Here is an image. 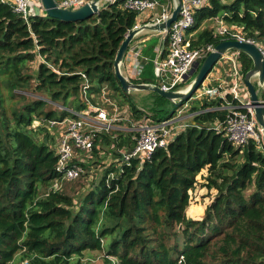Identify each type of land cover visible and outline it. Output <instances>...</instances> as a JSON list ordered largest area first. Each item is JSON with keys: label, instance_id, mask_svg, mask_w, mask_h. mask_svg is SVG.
Returning <instances> with one entry per match:
<instances>
[{"label": "trees", "instance_id": "obj_1", "mask_svg": "<svg viewBox=\"0 0 264 264\" xmlns=\"http://www.w3.org/2000/svg\"><path fill=\"white\" fill-rule=\"evenodd\" d=\"M124 2H106L83 20L63 21L42 13L25 22L9 3L0 1V76L11 96L29 87L42 94L10 115L0 111V264H16L18 253L17 263L27 258L29 264H83L81 256L92 250H104V264L113 263L108 256L115 264H264V149L252 138L236 147L210 127L225 117V110L215 109L221 99L193 98L190 112L214 109L193 115V124L142 162L135 157L120 161L121 151L135 144L133 133H95L92 150L97 140L110 144L117 160L102 165L101 178L75 203L64 189L85 173L52 189L61 176L55 169L52 129L61 126L51 121L77 118L72 111L86 108L82 74L92 104H105L102 89L119 104L128 102L113 73V59L125 34L147 18L124 8ZM214 17L228 28L221 34L199 29ZM234 31L264 48V0H207L194 10L187 29L196 32L191 48L216 44ZM151 40L152 45L141 49L145 60L134 82H153L159 36ZM239 60L245 74L251 60L242 52ZM32 61L33 73L24 74ZM49 101L61 104L59 114L46 109ZM126 102L136 118L144 114ZM34 120L40 124L32 127ZM85 160L76 164L87 168L89 158ZM109 174L113 178L107 185ZM199 176L201 186L214 195L203 216L191 218L186 209Z\"/></svg>", "mask_w": 264, "mask_h": 264}, {"label": "built area", "instance_id": "obj_2", "mask_svg": "<svg viewBox=\"0 0 264 264\" xmlns=\"http://www.w3.org/2000/svg\"><path fill=\"white\" fill-rule=\"evenodd\" d=\"M10 4L12 10L21 18L28 22L30 15L28 11V2L31 1L39 6L40 14L44 13V9L40 0H0ZM60 8L77 9L92 0H54ZM115 0H101L98 2V7L104 5L106 2H113ZM207 0H181V8L179 15L173 21L170 27L165 32H158L160 34L159 44L155 47V58L153 59V68L158 67L159 82L157 85L165 91L168 90H184L187 84V77L193 69L195 63H200L210 51L213 50L215 44H206L198 47H190L192 35L187 33L188 27L193 24V13L196 8L203 6ZM123 7L135 11L138 14H143L147 20L145 22H137L133 27L136 28L141 24H156L164 21L169 17L173 5L168 2L162 4L159 0H125ZM160 8V12L153 16V10ZM228 27H223L215 32L221 34ZM163 33L167 35V40L164 52L160 61L156 62V56L160 51V42ZM223 39H236L239 41L249 42L255 45L264 57V48L254 42L250 38H245L238 31H235L231 37ZM222 40V39H221ZM141 42L132 41L123 57L122 64L125 63L132 71L133 77H137L142 69V61L145 57L142 55L140 45ZM240 51L237 49L227 50L220 59H223L229 64V71L219 74V68H212L205 80L195 91L192 98L194 99H221V104L215 109H222L226 111L225 117L219 121L213 122L210 127L217 133H222L223 136L231 142L234 146H243L248 139L252 138L256 141L258 147L264 149V135L257 123L254 111L247 104L249 95L246 86L243 82V73L241 71V62L239 60ZM215 71L217 76H212ZM84 85L82 93L87 103L85 109H82L77 114V118H65L62 121H51V125H62L57 147V163L55 169L60 177L54 179L52 184L53 190H58L62 187V180H73L83 173V168L76 164L78 152L84 151L87 156L93 147V139L95 133L104 127L108 129L112 136H116L118 131H127L133 133L135 144L132 149L122 150L120 161L128 163L131 157L139 159V162L150 157L151 153L160 147L166 146L180 131L190 126L192 123V116L205 110H212L214 108L206 107L201 110L190 112L187 101L181 107H186L187 114L183 115L180 110H176L169 116L164 118H155L150 114H143L136 118L135 114H129L128 117H122L118 114L109 116L106 107L101 105H94L86 97L88 82L84 74H82ZM128 78V77H127ZM129 79V78H128ZM156 84V83H155ZM101 96L105 99V103L109 102L116 112V105L109 98L105 96L104 89H102ZM108 98V99H106ZM180 108V107H179ZM178 109V108H177ZM111 113V112H110ZM112 114V113H111ZM118 121V125L112 122ZM129 124V126L120 125V122ZM130 151V153H127ZM121 167V166H120ZM113 178V174H109L105 182L109 185V181ZM20 264H29V259L24 258Z\"/></svg>", "mask_w": 264, "mask_h": 264}, {"label": "water", "instance_id": "obj_3", "mask_svg": "<svg viewBox=\"0 0 264 264\" xmlns=\"http://www.w3.org/2000/svg\"><path fill=\"white\" fill-rule=\"evenodd\" d=\"M101 0H92L90 3H86L77 9L60 8L57 6L54 0H40L44 9V13L49 17L63 20V21H78L93 16L99 10L98 2ZM181 8V0L173 1V8L168 18L164 21L156 24H141L136 28L128 31L124 39L118 46L115 57L113 59V73L118 79L121 88L125 93H129L131 90L138 91H151L164 99L168 100L171 104V108L168 111V116L171 115L177 108H179L184 102L192 98L195 91L199 88L202 82L205 80L208 73L212 70L215 63L220 57L229 49H237L240 52L246 54L251 60V68L243 74V82L247 88L249 101L248 105L254 111L257 123L264 135V99L260 98L256 85L264 86V57L258 48L245 41H239L236 39H222L214 45L212 51L200 62L195 63L193 69L189 75L191 77L188 86L184 90H162L157 84L150 82H132L121 71V64L123 57L128 49V46L134 40L135 36L142 30H151L156 32H165L175 21L179 15ZM28 11L30 16L40 15V9L38 5L33 2H28ZM167 35L163 33L160 42V51L156 56V62L158 63L164 52ZM154 75H158V67L153 68ZM195 73V74H194ZM252 77H256V85L252 82ZM130 153V151H127Z\"/></svg>", "mask_w": 264, "mask_h": 264}, {"label": "rangeland", "instance_id": "obj_4", "mask_svg": "<svg viewBox=\"0 0 264 264\" xmlns=\"http://www.w3.org/2000/svg\"><path fill=\"white\" fill-rule=\"evenodd\" d=\"M173 1L174 0H169V2L173 5ZM160 12V8H157L155 10H153V13L158 14ZM222 30V29H220ZM235 32V31H234ZM149 35V34H148ZM153 37L150 36L146 39H144L145 41H142L140 43L141 46H150L152 45V39ZM160 39V36H159ZM155 41H157V39L155 38ZM134 42V40H133ZM41 59V58H40ZM229 63L225 62L223 59H219L216 63H215V68H219V74L220 76L221 73L223 72H228L229 71ZM27 69L24 70V74H32L34 69L36 68V62L32 61V62H27ZM125 67L122 65V69H124ZM121 69V71H122ZM195 74V73H194ZM217 75V77H218ZM5 79V77H1L0 76V99L2 100V103H0V111L1 110H5L7 115H10V112L13 108H19L23 103H25L26 101H29L33 98H35L36 96H41L42 94H39L37 92H34L31 88L29 87L28 89H18L16 90L14 93L15 96H11V93L8 92L5 83L3 82ZM129 79L134 82L135 77L131 76L129 77ZM159 82V78L154 76L153 77V82L152 83H158ZM256 85V84H255ZM188 86V84H187ZM186 86V87H187ZM185 87V88H186ZM258 88V86L256 87V89ZM107 95L105 94V96H109V100L108 101H112L115 105H116V112H114L113 106H111L108 102L101 105L102 107H106V110L109 112V116L111 117L113 114H118L122 117H128V115L130 114L129 111V107L127 106V104H125V102L122 101L123 104H119V99L115 96H113L114 94L109 93L108 94V90H106ZM128 94L127 97V101L128 102H132L133 104H135V106H137L138 108H140L145 114H150V115H156V118H164L166 117L165 115V111H169V109L171 108V104L168 101H165L161 98H156V94H154V92L151 91H138V90H131ZM21 96H24L23 98H21ZM43 97L45 99H49L45 94H43ZM99 97V96H98ZM100 98L105 101V99L100 96ZM108 99V98H106ZM195 100L193 98L189 99L187 101L186 104L188 109L190 108V106H193L192 103ZM121 102V101H120ZM126 102V103H128ZM61 105L60 103H56V102H48L46 105V109L47 110H53L55 111L56 114L60 113V107L58 106ZM183 105V104H182ZM181 105V106H182ZM176 109V113L178 110H180V113L183 115L187 114V109L186 107H181ZM71 109H73V107L68 106ZM153 109L156 111V114L154 113ZM158 109H162L160 111H158ZM112 114H111V113ZM79 113V112H77ZM132 114V113H131ZM130 114V115H131ZM134 114V113H133ZM77 115V114H76ZM124 121L120 122V125H124V126H129V124H125L123 123ZM114 123V125H118V121L116 122H112V124ZM40 124L39 120H34L32 122V127H35L36 125ZM44 124H46V122H44ZM48 125V124H47ZM62 126V125H61ZM55 127V126H54ZM54 127H50L49 129H52ZM62 127L56 128V131L52 129V133L54 135L53 141H52V145L55 147L56 151H57V147H58V141L57 139L59 138V134ZM100 132H105V133H111L108 129L106 130L104 127H102L100 130ZM113 134V132H112ZM50 135V134H49ZM95 150H92V154H91V158L90 155L87 156L86 153H84V151H80L78 152V158L81 161H86V159L89 158V162H88V167L83 169V173L86 174V177L80 180H73L74 182L71 183H67L68 185L66 186V188L64 189L66 193L72 195L74 197V203L76 201H79L84 194L90 190V187H92L96 181H98V179L101 178L102 174H103V169H102V165L104 164V167L107 166L109 164V162H112V158H114L115 160H117V158H115L114 156L112 157V149L114 150L113 146L110 144H104L99 142V140H97V142L95 143ZM115 166L117 168H120V164L118 162L115 163ZM203 174H205V171L203 172ZM199 181L197 186L191 191V202L189 204V206L186 209V214L188 217L191 218H200L203 216L204 214V209L206 208V205L210 202V200L213 198L214 195V191H207L206 188L201 186V183L203 182V180L201 179V177H198ZM62 185H63V181H62ZM63 190V191H64ZM20 253H18L17 257L15 258L16 264H20V262L22 260H20L17 263V259L19 258ZM105 252L104 250H92L89 252H84V254L81 256V261L83 264H104V258H105ZM108 259L112 260L113 263L115 264L117 261L114 257L108 256Z\"/></svg>", "mask_w": 264, "mask_h": 264}, {"label": "crops", "instance_id": "obj_5", "mask_svg": "<svg viewBox=\"0 0 264 264\" xmlns=\"http://www.w3.org/2000/svg\"><path fill=\"white\" fill-rule=\"evenodd\" d=\"M154 14V13H153ZM223 27H228L226 24H224V22L217 18V17H214V18H209V19H206L204 20L199 29H203V28H212L214 29L215 31L220 29V28H223ZM194 33L196 32H192L191 35L194 36ZM149 34V35H148ZM158 37L160 36V34L156 31H151V30H142L139 34H137L134 38V44L136 42H142V41H145L144 39L148 38V37ZM144 47V43H143V46ZM122 65L125 67L124 69H122ZM121 69H122V73L127 76L128 78L133 76V73L131 71V69L125 64H121ZM214 77V76H217V74L215 73V71L212 72V75L211 77ZM252 82L254 84H256V77H252ZM258 85H256L257 87ZM257 91H258V95L260 98H263L264 99V86H258L257 88Z\"/></svg>", "mask_w": 264, "mask_h": 264}]
</instances>
